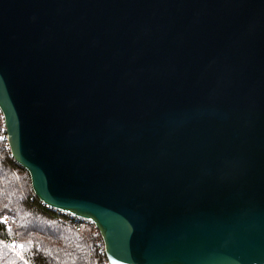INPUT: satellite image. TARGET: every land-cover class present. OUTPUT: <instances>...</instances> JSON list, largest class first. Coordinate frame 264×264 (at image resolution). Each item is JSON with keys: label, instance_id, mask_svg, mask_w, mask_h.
<instances>
[{"label": "water", "instance_id": "95a60500", "mask_svg": "<svg viewBox=\"0 0 264 264\" xmlns=\"http://www.w3.org/2000/svg\"><path fill=\"white\" fill-rule=\"evenodd\" d=\"M0 113L108 264H264V0H0Z\"/></svg>", "mask_w": 264, "mask_h": 264}, {"label": "trees", "instance_id": "16d2710c", "mask_svg": "<svg viewBox=\"0 0 264 264\" xmlns=\"http://www.w3.org/2000/svg\"><path fill=\"white\" fill-rule=\"evenodd\" d=\"M9 239L15 241L13 247L4 242ZM0 264H108L94 225L45 207L2 140Z\"/></svg>", "mask_w": 264, "mask_h": 264}, {"label": "built area", "instance_id": "2783aa9c", "mask_svg": "<svg viewBox=\"0 0 264 264\" xmlns=\"http://www.w3.org/2000/svg\"><path fill=\"white\" fill-rule=\"evenodd\" d=\"M0 130L2 132V135L0 136V140H2L3 142L7 143V136L5 134V129H4V125H3L2 115L0 116ZM80 220H82V219H80ZM4 242H6L11 247H13L15 245V241L12 240V239L4 240Z\"/></svg>", "mask_w": 264, "mask_h": 264}]
</instances>
